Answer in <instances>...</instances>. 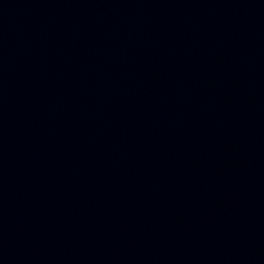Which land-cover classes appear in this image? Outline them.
<instances>
[{
  "label": "water",
  "instance_id": "obj_1",
  "mask_svg": "<svg viewBox=\"0 0 264 264\" xmlns=\"http://www.w3.org/2000/svg\"><path fill=\"white\" fill-rule=\"evenodd\" d=\"M0 264H264V0H0Z\"/></svg>",
  "mask_w": 264,
  "mask_h": 264
}]
</instances>
